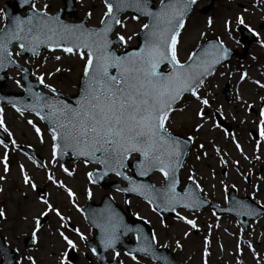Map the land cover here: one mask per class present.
Returning <instances> with one entry per match:
<instances>
[{
  "label": "rangeland",
  "instance_id": "obj_1",
  "mask_svg": "<svg viewBox=\"0 0 264 264\" xmlns=\"http://www.w3.org/2000/svg\"><path fill=\"white\" fill-rule=\"evenodd\" d=\"M4 1L6 0H0V26L4 22L1 11ZM154 1L157 3L159 0ZM207 3L208 0H196L184 28L180 30L179 61H185L198 43L213 36H216L227 47L240 49L239 35L235 31L239 24L238 17L244 20L245 26L258 33V41L251 44L249 54L242 62L237 63L231 60L207 79L198 95L209 101L208 106L199 104L190 96L170 114L166 127L173 132L188 135L193 140L192 149L180 173L182 183L189 177L193 178L209 199L220 203L226 189L230 184H234L238 187V195H253L254 199H258L257 201L264 205V147L261 148L262 153L259 152L256 156L253 148L258 147L251 146V144L257 145V141L264 144V140L261 139V135L260 139L259 137L255 139L250 134L249 130L255 128L257 115L247 111L249 103L253 102L254 107L256 106L257 98L264 95V90L259 89V93L250 96L243 87L245 83L239 85L238 81L240 73L244 71L247 75H253V77L256 75L260 79L261 74H264V46H262L264 28H258L259 24L264 21V0H219L207 13H198V7ZM61 6V0H34L31 7L52 13ZM76 9L74 17L65 15V18L79 20L86 16L87 24L94 26L100 23L106 11L103 0H76ZM209 20L212 21L211 25L208 24ZM120 21L124 26L121 27L119 24L115 33L124 36L126 44L134 45L136 35L144 25L145 19H134L132 15L126 14ZM16 51L17 48L14 47L13 57L31 69L32 79L42 76L44 85L66 94L76 92L86 57L82 59L79 54L43 52L36 57L18 58ZM56 57L60 59L57 60ZM248 66L250 68L246 70ZM7 75L10 78L0 90L4 93L22 91L23 85L19 79V72L11 70L7 72ZM227 82L231 83L232 89L229 102H225L221 92ZM41 90L48 91L46 87ZM198 109H203L206 113L203 120L196 116ZM215 111L222 114L224 119L230 123L233 134L226 136L225 131L216 124ZM0 118L5 121L8 132L12 133L6 142L0 141V161L3 160L4 153L7 151L9 166V171L5 172L3 163H0V176L4 177L0 180V206L4 211L1 208L0 210L5 213V216L0 219V232L8 247L16 250L18 264H33V261L34 264H62V261L63 264H89V258L92 264H98L90 248L75 231L79 230L84 237L91 238L92 229L85 222L81 212L75 209L79 205L78 210L80 211L85 203L84 200L88 199V191H91L94 202L100 201L101 197L108 193L121 207L124 208V204H127L132 213L144 218L150 224L156 245L168 248L181 264H264V217L251 221L245 231L234 218L226 216L217 218L209 208L196 214L183 209L177 211L178 215L183 216L185 220L195 221L197 225L195 229L185 223V220L178 219V216L161 217L142 200L133 197L125 200L122 193L89 184L86 180L87 173L96 169V165L71 161L63 166L72 172L71 178L65 176L61 164L52 161L50 135L45 125L36 116L28 112H23L21 115L20 112L4 106L0 112ZM29 120L32 121V125L28 123ZM197 124L201 125L199 130H197ZM37 128L40 129L39 135L36 133ZM13 140L15 145L12 143ZM232 141L240 144L241 148L238 150ZM5 144L7 149L4 147ZM18 145L32 147L40 155L42 164H34L31 157L17 148ZM216 146L218 153L214 151ZM241 150L246 152L245 155L238 154ZM222 158L228 159L230 167L225 175L220 171L221 162L219 161ZM232 160L239 166L233 167ZM251 161H255V165H250ZM21 165L24 168L23 173L20 170ZM259 166L263 167L262 170L258 169ZM252 169L257 170L259 174L252 176L251 182L246 184L244 177L251 175ZM24 174L31 178L36 188L44 190L43 196H39L36 189L34 190L23 182ZM49 174L53 175L56 181L63 182L65 187L68 180H76L75 185L69 183L73 186L75 199L69 198L64 189L50 182L47 179ZM113 179L118 180L114 176L106 178L107 181ZM150 180L155 184H160L163 177L156 172ZM42 199L48 200L56 207L64 216V220H59L53 212H49L42 220L40 213L42 210L46 211L45 206L40 202ZM31 202L35 203V208L30 207ZM37 218L40 220L37 242L25 248V239L32 235ZM68 220H70V225L75 224V230L67 228ZM62 225L65 226L62 227ZM60 232H64L76 245L72 248L77 254L73 262L67 259L71 248L60 237ZM115 255H117L119 264H159L139 255H136V259L133 260V256H126L122 249L109 251L106 258L110 260ZM29 257L32 259L29 260Z\"/></svg>",
  "mask_w": 264,
  "mask_h": 264
},
{
  "label": "snow or ice",
  "instance_id": "obj_2",
  "mask_svg": "<svg viewBox=\"0 0 264 264\" xmlns=\"http://www.w3.org/2000/svg\"><path fill=\"white\" fill-rule=\"evenodd\" d=\"M125 2L126 0H117L116 11L121 10ZM133 2L137 10L150 19V23L142 26L143 30H147L148 35L144 46L138 52L118 56L111 51L109 46L113 41L109 39L108 34L112 31V25L106 20L101 21L103 27L91 30L79 25L70 27L59 24L54 17L36 19L35 22L17 19L13 21V27L0 36V63L11 56L6 44L13 39L25 38V32L27 37H30L28 43L33 47V51L36 46L46 41L59 47V40L71 38L72 46L63 47V51L71 54L74 48L86 49V63L83 70L86 86L76 107L43 100L41 107L48 110L47 118L55 125L51 129L54 142L52 160L57 159V144L60 143L64 148H70L77 156L86 157L102 165L107 170L104 175L112 172L116 176H123L120 169L124 167V161L131 154L138 153L141 157L140 175H147L149 171L155 169L164 176L165 180L171 181L176 171L175 165L179 163V157L184 152L180 142L169 134L166 122L170 119V113L175 110L174 105L184 93L190 92L199 104L208 106L209 101L198 95V86L203 83V76L209 72L210 68L224 59L227 50L221 49L220 54L211 60L201 58L192 64L181 63L178 59L180 30L185 26L184 16L189 5L195 4L196 0H167V2L162 0L157 12L148 10L146 0H133ZM105 7L107 9L104 13L105 17L111 18L114 24H120L123 27L121 21L113 16L114 5L105 0ZM133 18L137 19V17ZM237 21L244 24L242 18L238 17ZM211 23L212 21L209 20L208 24L211 25ZM248 31L258 37V33L250 27ZM116 40L120 44L125 43L124 36H117ZM24 47L25 44H21V49ZM81 58H85L84 53H81ZM56 59L59 60L60 57ZM189 60L196 61V57L190 56ZM8 62L12 63L11 60ZM165 63L170 65L169 72L166 74L158 70ZM244 78L242 75L241 80ZM37 80L44 84L42 76H38ZM259 86L264 87V84ZM45 87L49 86L45 85ZM37 99L42 98L37 96ZM16 111L23 115L22 109L17 108ZM37 114L39 115V112ZM205 115L203 109H198L196 112L200 120H203ZM260 116L262 117L260 124L264 125V108L261 109ZM28 123L32 125L31 120ZM196 127L199 130L201 125L197 124ZM0 129L11 137L12 133L8 132L2 118H0ZM36 133L39 135L40 129L37 128ZM260 135L264 140V127L260 129ZM188 139L191 140L192 137ZM12 143L15 145L14 140ZM235 146L238 150L241 148L238 143ZM4 147L7 149L6 144ZM7 159L8 152L5 151L3 160L0 161L4 165L5 172L9 171ZM33 163L37 162L33 160ZM61 167L63 168V165ZM20 170L24 172L23 165ZM63 170L67 175H72L67 168ZM87 176L90 183H95L94 173L89 172ZM123 178L128 179L126 176ZM3 179L4 177L0 176V180ZM47 179L64 189L69 198L75 199L76 194L66 188L63 182L56 181L51 174ZM23 182L34 190L37 187L27 174H24ZM172 189L174 184H170V190ZM129 190L135 192L139 190V187L124 189V191ZM88 196L91 198V191L88 192ZM178 196L179 194L165 196L163 198L165 206L174 207L179 203ZM40 202L46 208V211H41L40 216L46 217L49 212H53L59 220H64L61 212L48 200L42 199ZM196 204L197 201L193 198L191 203L183 206L190 207ZM4 216L5 213L0 210V218ZM178 219L185 220L179 215ZM185 223L194 229L197 227L195 221L185 220ZM117 227V222L111 218L106 221L105 236L102 241L106 247L110 248L115 243ZM39 228L40 220L37 218L32 232L34 243L37 242ZM75 231L80 239H85L79 230ZM59 235L69 248L76 247L73 240L64 232H60ZM153 241H155L154 236ZM177 246L179 247V244ZM139 251L144 252L146 249L141 248ZM31 259L29 257V260ZM132 259L135 260L136 257L133 256Z\"/></svg>",
  "mask_w": 264,
  "mask_h": 264
},
{
  "label": "water",
  "instance_id": "obj_3",
  "mask_svg": "<svg viewBox=\"0 0 264 264\" xmlns=\"http://www.w3.org/2000/svg\"><path fill=\"white\" fill-rule=\"evenodd\" d=\"M148 1H146V3H147V7H148V10L149 11H153V12L159 11L160 6L157 9H151L150 6H149L151 2L148 3ZM165 2H167V0H165ZM211 2H213V0H211ZM109 3H112L114 5V9H115L116 0H109ZM209 7L204 8L203 11H206ZM190 9H191V5H189L188 10L185 13V16L190 11ZM20 10H21V6L18 5L17 0H15L14 3H12L11 5L10 4H7L6 5L8 28L6 30H4V31L1 32V35L2 36L5 34V32L7 30H9V29H11L13 27V21L17 20V18L20 19V17H19L20 16L19 15ZM66 11H69V10L67 8L61 9V11L59 13H57L56 15H53V16L43 15L42 13H40V16H42L44 18L45 17H54L59 24H62V23H64L63 22V19H62V16H63V13L66 12ZM139 14L140 15H144L141 11L139 12ZM117 15H118V13L114 14L113 16L116 18ZM26 18H29V16L26 17ZM26 18H24V19H26ZM109 20H111V18H109ZM148 23H150V19H149V22ZM147 35H148V32H147V30H145L143 33L140 34V37H139L140 42H139L138 47H136V48H126V53L123 54V55H130V54H132L134 52H138L144 46L145 40L147 38ZM16 41H20L21 42V40L13 39L10 43H7L6 44V48H7V51L8 52H9V49L8 48H9L10 44L12 42H16ZM241 41L244 44L245 48H247L248 47V43H249V39L246 40L245 39V36H243V37H241ZM44 46H45V43H43L34 52L35 53H38V51L42 47H44ZM110 46H111V44H110ZM221 49H224V48H222L215 39L208 40L205 43H203L200 47H198L195 50V52L193 53L194 54L193 56L196 57V61H190L189 60V62L186 63V64H192V63L198 62L201 58H205V59L211 60L212 58H214V57H216V56H218L220 54V50ZM110 50H111V48H110ZM232 53H233L232 51H228L227 50L224 59H222L220 61V63L214 64L210 68L209 72L206 73L203 76V78L205 76H207L208 74H210L216 66H218L222 62L228 60L230 58V56H231ZM9 60H10V58L9 57H6L3 60V63H0V78L2 80H4V78L1 77V73L6 69L7 66H9V62H8ZM158 70L160 71V69H158ZM81 83H82V79H81ZM84 84H86V78L83 81V85ZM81 88L82 87L80 85V92L78 93V95H77L76 98L75 97H72V100H73V98H75L74 100H76L79 97V95L81 93ZM56 96H59V98L60 97H64L61 94H56ZM19 97L20 96H17V95L10 96L9 98H6L5 100L7 102H9V103H17V102H20V100H21ZM0 99L3 100V98L1 97V95H0ZM171 136L174 139H176V140H178L180 142V144H181V146L183 148V152H184V154L179 157V163L176 164V166H175L176 169H178L179 166L181 165L182 161H183V158H184L185 153L187 151V148H188V145H189L188 143L189 142H185V140H183L181 137H178V136H175V135H171ZM140 159H141V157H139L138 160H136L133 163H131V165H132L133 170H134V175H139L141 177V180L140 181H143V185L148 187V184H147L146 181H147V176L150 174V171L147 173V175H140L139 174L142 171V168H141L140 163H139L140 162ZM127 166H128V163H127V160H125L124 161V167H127ZM105 171H107V170L104 169L103 166H102V169L96 174V175H98L96 177V179L99 180V182L101 181L102 176H104ZM108 174H109V172H108ZM176 184H177V179H176V176H175V183H174V185H176ZM110 186H112V184ZM161 191L162 190L159 189V192H161ZM105 201L107 203V207L109 209H112V206L108 205V202L111 203V201L108 198H106V197L103 199V202L101 203L102 205H100L101 206L100 209H102L103 203ZM246 201H248V200H246ZM96 207L97 206L95 204H89L86 207V209L89 210V209H94ZM98 211H100V210H98ZM110 216H111L112 220L116 221L117 224H118V227L116 229V236L119 238V240H122V236L124 235V232L126 231L125 230V227L126 226L136 233V235L138 237V241L134 245L132 243H130V242L125 244L126 248L129 247L128 249L130 251L141 252V251H139V249L144 248V249H146V251H144L143 253H145L147 255L149 254V255L157 258L158 260L161 261L162 264H176L175 261H174V259H173V257H172V255L168 251H166V250H159L158 251V250L155 249L154 244L152 242V238H151V234H150V230H149L148 226H146L145 224H142L138 220L132 219L131 217L124 218V220H125L124 221V220L120 219L118 215L116 216V215H114V214L111 213ZM5 247L6 246H5L2 238L0 237V252L4 255V259L8 258L9 259V262L10 263H13V261H12V259H13V252L12 251H6V248ZM156 251H158L157 255H156ZM97 256H98V258H99V260H100V262L102 264H117V261L116 260L113 261V262H110V263L104 261V251L98 253Z\"/></svg>",
  "mask_w": 264,
  "mask_h": 264
},
{
  "label": "bare ground",
  "instance_id": "obj_4",
  "mask_svg": "<svg viewBox=\"0 0 264 264\" xmlns=\"http://www.w3.org/2000/svg\"><path fill=\"white\" fill-rule=\"evenodd\" d=\"M248 86V85H247ZM264 154V153H263ZM68 182L69 183H71V184H73V185H75V182H76V180H68ZM70 185V184H69ZM92 197V196H91ZM30 207H32V208H35L36 206H35V203H33V202H31L30 203Z\"/></svg>",
  "mask_w": 264,
  "mask_h": 264
}]
</instances>
